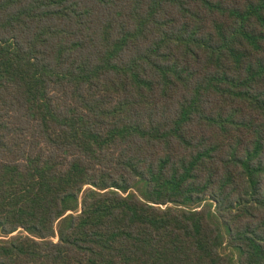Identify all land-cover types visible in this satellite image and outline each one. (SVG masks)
Segmentation results:
<instances>
[{"label":"trees","instance_id":"trees-1","mask_svg":"<svg viewBox=\"0 0 264 264\" xmlns=\"http://www.w3.org/2000/svg\"><path fill=\"white\" fill-rule=\"evenodd\" d=\"M0 264H264V0H0Z\"/></svg>","mask_w":264,"mask_h":264}]
</instances>
